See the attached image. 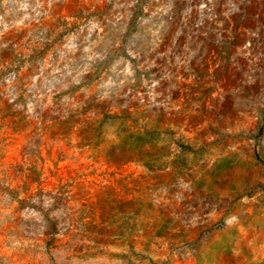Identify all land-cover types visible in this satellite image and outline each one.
Masks as SVG:
<instances>
[{
  "label": "rangeland",
  "instance_id": "374dc122",
  "mask_svg": "<svg viewBox=\"0 0 264 264\" xmlns=\"http://www.w3.org/2000/svg\"><path fill=\"white\" fill-rule=\"evenodd\" d=\"M0 264H264V0H0Z\"/></svg>",
  "mask_w": 264,
  "mask_h": 264
}]
</instances>
